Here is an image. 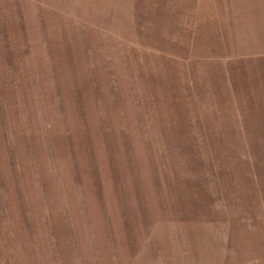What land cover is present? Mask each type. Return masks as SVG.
Segmentation results:
<instances>
[{"label": "rangeland", "instance_id": "1", "mask_svg": "<svg viewBox=\"0 0 264 264\" xmlns=\"http://www.w3.org/2000/svg\"><path fill=\"white\" fill-rule=\"evenodd\" d=\"M180 248L264 264V0H0V264Z\"/></svg>", "mask_w": 264, "mask_h": 264}, {"label": "crops", "instance_id": "2", "mask_svg": "<svg viewBox=\"0 0 264 264\" xmlns=\"http://www.w3.org/2000/svg\"><path fill=\"white\" fill-rule=\"evenodd\" d=\"M201 245V243H199ZM183 244H181L179 247H181ZM197 243L194 244V246L196 247ZM219 252L221 250V254L224 255L226 254V248H224L223 246L219 247ZM199 254V253H198ZM201 256V254H199ZM176 257H177V262L176 264H193V262H195V260L198 262V259H196L197 255L195 253L194 250H192L191 248H184V250H181V248L179 249V251L177 250L176 252ZM213 264H215V262H212Z\"/></svg>", "mask_w": 264, "mask_h": 264}]
</instances>
